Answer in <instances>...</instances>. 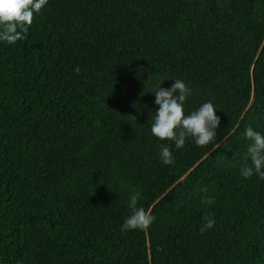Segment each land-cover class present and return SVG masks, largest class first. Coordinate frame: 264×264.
Returning a JSON list of instances; mask_svg holds the SVG:
<instances>
[{
	"label": "trees",
	"instance_id": "1",
	"mask_svg": "<svg viewBox=\"0 0 264 264\" xmlns=\"http://www.w3.org/2000/svg\"><path fill=\"white\" fill-rule=\"evenodd\" d=\"M174 79L185 115L216 106L219 146L152 136L151 91ZM248 127L264 133V0H48L0 42V264H264ZM137 193L145 230L126 227Z\"/></svg>",
	"mask_w": 264,
	"mask_h": 264
},
{
	"label": "clouds",
	"instance_id": "2",
	"mask_svg": "<svg viewBox=\"0 0 264 264\" xmlns=\"http://www.w3.org/2000/svg\"><path fill=\"white\" fill-rule=\"evenodd\" d=\"M48 0H0V42L14 45L17 41L25 40L34 14L39 13ZM79 72V69H76ZM167 81V80H165ZM170 88H162L160 83L151 92L155 94L154 104L158 106L152 114L151 134L159 140H171L176 149L184 147L188 138L196 146H219L216 137L220 125V118L216 115L217 108L211 102H205L190 114L185 115V102L192 94V89L183 79H174ZM244 136L250 141L247 153L251 166L242 169L245 178L253 174L264 178V133L252 127L244 131ZM160 160L164 165L175 163L173 152L168 144L160 146ZM137 194L130 198L132 214L126 220V227L130 229H147L154 217L143 207H136ZM211 204L213 201L208 200ZM216 224L214 217L205 218L201 231L212 229Z\"/></svg>",
	"mask_w": 264,
	"mask_h": 264
}]
</instances>
